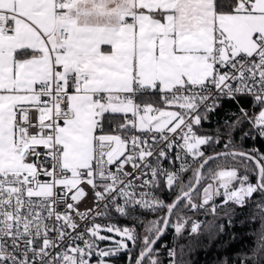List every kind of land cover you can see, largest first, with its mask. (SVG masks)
I'll use <instances>...</instances> for the list:
<instances>
[{"label":"snow or ice","instance_id":"snow-or-ice-1","mask_svg":"<svg viewBox=\"0 0 264 264\" xmlns=\"http://www.w3.org/2000/svg\"><path fill=\"white\" fill-rule=\"evenodd\" d=\"M200 248L264 264V0H0V264Z\"/></svg>","mask_w":264,"mask_h":264},{"label":"trees","instance_id":"trees-1","mask_svg":"<svg viewBox=\"0 0 264 264\" xmlns=\"http://www.w3.org/2000/svg\"><path fill=\"white\" fill-rule=\"evenodd\" d=\"M231 107L228 103H225V106L223 109H221L216 115H214L209 121H206L202 125V131L211 134V132L216 128L217 123L221 122L225 118V111ZM243 146L245 148H260L261 142L255 141V140H248L243 143ZM219 201V198H217ZM240 210L238 209V212ZM201 217V214L199 215V218ZM242 218V214L238 215L235 219L239 221ZM147 219H152V216L149 214L147 216ZM205 219H211V217H205ZM116 221L119 223L121 227L123 226H130V222L125 220L122 217H116ZM226 222V218H225ZM242 225L237 223L235 225L234 230L239 232L242 229ZM167 237H165L162 241L163 244H165V240ZM220 249H208V248H200L192 253V259L195 261V264H213V262L216 259V254L219 252ZM113 264H128V261L125 256L121 255L119 257L112 258Z\"/></svg>","mask_w":264,"mask_h":264},{"label":"built area","instance_id":"built-area-1","mask_svg":"<svg viewBox=\"0 0 264 264\" xmlns=\"http://www.w3.org/2000/svg\"><path fill=\"white\" fill-rule=\"evenodd\" d=\"M87 207H91L92 205L89 203L88 205H86ZM82 210L85 207V205H82ZM116 217H119L117 214H113L111 220H108L107 218H103V217H97V222L101 223V224H107V223H114L116 224L118 227H121L119 225V223L116 221ZM205 216L203 214H201V217L199 218L200 220H204ZM167 239L165 240V244H169V243H174V235L173 232L171 230H169L168 234H167Z\"/></svg>","mask_w":264,"mask_h":264},{"label":"rangeland","instance_id":"rangeland-1","mask_svg":"<svg viewBox=\"0 0 264 264\" xmlns=\"http://www.w3.org/2000/svg\"><path fill=\"white\" fill-rule=\"evenodd\" d=\"M102 225H104V224H102ZM102 234H107V233H102ZM108 235H112V234H108ZM115 239H119V237H115ZM112 243V241H103V242H101L100 243V247H107V246H109L110 244Z\"/></svg>","mask_w":264,"mask_h":264}]
</instances>
